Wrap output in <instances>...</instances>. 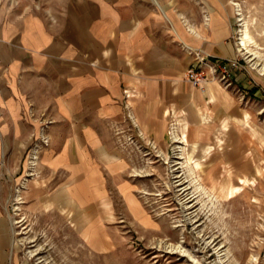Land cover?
<instances>
[{
  "label": "crops",
  "instance_id": "1",
  "mask_svg": "<svg viewBox=\"0 0 264 264\" xmlns=\"http://www.w3.org/2000/svg\"><path fill=\"white\" fill-rule=\"evenodd\" d=\"M236 8L235 0H15L0 10V177H51L62 183L52 205L61 195L87 208L101 196L102 167L122 175L116 125L148 149H263L264 127L240 88L245 72L229 87L201 89L186 77L193 50L243 59Z\"/></svg>",
  "mask_w": 264,
  "mask_h": 264
},
{
  "label": "rangeland",
  "instance_id": "2",
  "mask_svg": "<svg viewBox=\"0 0 264 264\" xmlns=\"http://www.w3.org/2000/svg\"><path fill=\"white\" fill-rule=\"evenodd\" d=\"M235 1L240 88L264 127V0ZM121 128L122 175L102 167L91 207L52 205L51 177H0V264H264V148L148 149Z\"/></svg>",
  "mask_w": 264,
  "mask_h": 264
},
{
  "label": "built area",
  "instance_id": "3",
  "mask_svg": "<svg viewBox=\"0 0 264 264\" xmlns=\"http://www.w3.org/2000/svg\"><path fill=\"white\" fill-rule=\"evenodd\" d=\"M194 62L189 66L186 77L194 85L205 89L212 81H218L229 87L235 71L246 69L242 58L225 59L215 57L202 50H193Z\"/></svg>",
  "mask_w": 264,
  "mask_h": 264
},
{
  "label": "bare ground",
  "instance_id": "4",
  "mask_svg": "<svg viewBox=\"0 0 264 264\" xmlns=\"http://www.w3.org/2000/svg\"><path fill=\"white\" fill-rule=\"evenodd\" d=\"M247 31V30H246ZM249 32H244L242 37H241V40H240V45L242 47V49H245L247 47V44H248V40H249Z\"/></svg>",
  "mask_w": 264,
  "mask_h": 264
}]
</instances>
